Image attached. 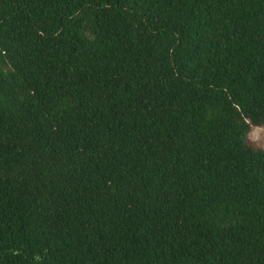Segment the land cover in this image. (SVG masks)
Returning <instances> with one entry per match:
<instances>
[{
  "label": "trees",
  "instance_id": "obj_1",
  "mask_svg": "<svg viewBox=\"0 0 264 264\" xmlns=\"http://www.w3.org/2000/svg\"><path fill=\"white\" fill-rule=\"evenodd\" d=\"M264 0H0V264H264Z\"/></svg>",
  "mask_w": 264,
  "mask_h": 264
},
{
  "label": "rangeland",
  "instance_id": "obj_2",
  "mask_svg": "<svg viewBox=\"0 0 264 264\" xmlns=\"http://www.w3.org/2000/svg\"><path fill=\"white\" fill-rule=\"evenodd\" d=\"M248 139L250 142L256 144L257 146L264 148V144L261 141H264V127L254 128L250 132Z\"/></svg>",
  "mask_w": 264,
  "mask_h": 264
},
{
  "label": "clouds",
  "instance_id": "obj_3",
  "mask_svg": "<svg viewBox=\"0 0 264 264\" xmlns=\"http://www.w3.org/2000/svg\"><path fill=\"white\" fill-rule=\"evenodd\" d=\"M262 144H264V141H261Z\"/></svg>",
  "mask_w": 264,
  "mask_h": 264
}]
</instances>
